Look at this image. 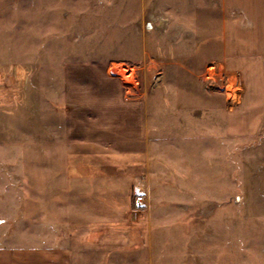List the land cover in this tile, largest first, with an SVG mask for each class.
Segmentation results:
<instances>
[{
	"label": "rangeland",
	"instance_id": "374dc122",
	"mask_svg": "<svg viewBox=\"0 0 264 264\" xmlns=\"http://www.w3.org/2000/svg\"><path fill=\"white\" fill-rule=\"evenodd\" d=\"M215 4L0 0V241L22 237L25 226L31 242L32 226L47 218L49 112L60 101L49 92H59L69 71L66 82L73 87L109 80L128 101L156 92L154 99L168 96L173 102L179 86L219 93L215 104L231 107V136L221 133L202 102L188 99L194 107L180 119L185 129L193 123L194 136L179 140V157L187 163L192 145L198 182H187L193 190L169 191L167 204L152 209L144 233L168 237L163 264H264V121L250 136L239 133V79L202 53V45L220 39ZM190 53L194 60L184 57ZM241 79L243 89L254 80L263 96L257 73L250 79L243 71ZM176 122L169 114L161 125L174 128ZM178 196L179 204L170 205ZM8 258L1 252L0 264H18Z\"/></svg>",
	"mask_w": 264,
	"mask_h": 264
},
{
	"label": "crops",
	"instance_id": "0c3cea01",
	"mask_svg": "<svg viewBox=\"0 0 264 264\" xmlns=\"http://www.w3.org/2000/svg\"><path fill=\"white\" fill-rule=\"evenodd\" d=\"M215 6L220 39L202 45V53L239 79V133L250 136L264 121V92L260 97L254 80L243 89L241 78L244 71L247 78L257 73L264 80V0H216ZM187 56L194 60V53ZM71 73L63 72L65 85L59 92L49 90L60 101L56 110L49 109L53 145L48 152L47 218L32 226L31 242L25 226L22 237L5 235L0 253L18 264H163L168 237L144 233L152 209L167 204L169 191L193 190L198 182L192 143L186 156L190 160L179 157V140L189 142L194 136L193 123L185 129L180 116L184 119L193 106L188 99L198 100L229 137L231 107L215 104L219 93L204 95L191 86L176 88L173 102L168 96L157 101L156 92L128 101L109 80L73 87L66 82ZM169 114L176 115L174 128L161 125ZM137 195L141 203L135 201ZM169 204H179V196ZM9 238L14 245L7 243Z\"/></svg>",
	"mask_w": 264,
	"mask_h": 264
},
{
	"label": "built area",
	"instance_id": "2783aa9c",
	"mask_svg": "<svg viewBox=\"0 0 264 264\" xmlns=\"http://www.w3.org/2000/svg\"><path fill=\"white\" fill-rule=\"evenodd\" d=\"M135 201L138 202V203H141V202H142V196L137 195V196L135 197Z\"/></svg>",
	"mask_w": 264,
	"mask_h": 264
}]
</instances>
